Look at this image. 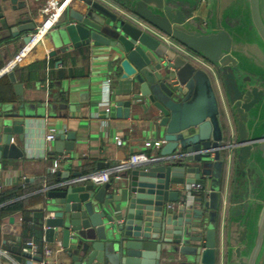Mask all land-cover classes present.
I'll return each instance as SVG.
<instances>
[{
    "label": "water",
    "instance_id": "95a60500",
    "mask_svg": "<svg viewBox=\"0 0 264 264\" xmlns=\"http://www.w3.org/2000/svg\"><path fill=\"white\" fill-rule=\"evenodd\" d=\"M214 1L229 15L212 29L193 15L200 0H71L66 8L52 34L59 51L107 48L127 90L116 114L140 113L160 140L157 159L114 182L41 189L44 241L58 240L71 264H264V0ZM31 12L10 29L23 43ZM4 75L22 99L13 71ZM32 114L0 102V185L8 158L22 156L17 142ZM73 138L56 134L55 153L69 152ZM55 174L56 182L81 175ZM192 183L202 188L192 199L172 188Z\"/></svg>",
    "mask_w": 264,
    "mask_h": 264
},
{
    "label": "crops",
    "instance_id": "0c3cea01",
    "mask_svg": "<svg viewBox=\"0 0 264 264\" xmlns=\"http://www.w3.org/2000/svg\"><path fill=\"white\" fill-rule=\"evenodd\" d=\"M46 1L26 0V8L13 9L9 0H0V21L6 22L3 29L6 48L2 65L12 58L23 43L18 31L12 35L10 29L19 23L25 9L32 11L36 25L43 18L39 9ZM208 1H211L209 5L206 0H200L193 15L201 24L206 23L212 29L216 22H225L229 14L226 8L214 0ZM63 16L64 13L34 50L12 70L15 82L22 85V99L14 94L8 77L0 76V102L15 107L22 103L33 111L25 141L17 142V150L22 152V156L8 158L6 170L2 172L0 189L22 185L32 190L40 186L26 194L29 195L26 209L31 213L42 211L43 197L40 191L59 183L56 182L57 171L60 174L79 172L83 175L97 170L96 163L99 161L105 163V168L134 153L157 157L160 146L155 125L140 113L131 109L127 116L116 114L115 98L124 97L127 90L125 80L121 77L122 70L118 69L107 48L59 51L52 40V34ZM106 108L109 110L106 111ZM49 128L55 129V135L73 133V148L67 153H55L54 140L45 139ZM232 135L235 140V132ZM115 137L121 140L119 145ZM57 157H62V160L55 166V173L51 174L48 168ZM184 186L173 184L172 188L181 189ZM10 216L14 217L12 224L8 223L9 216L0 221V251L4 253L0 254V264H42L44 224L41 247L36 253L27 256L28 253L22 249L35 243V240L23 237L20 213ZM4 226L8 227L7 232L2 230ZM47 245L51 247L48 264H71L58 240ZM11 248H17L20 252L13 253Z\"/></svg>",
    "mask_w": 264,
    "mask_h": 264
},
{
    "label": "built area",
    "instance_id": "2783aa9c",
    "mask_svg": "<svg viewBox=\"0 0 264 264\" xmlns=\"http://www.w3.org/2000/svg\"><path fill=\"white\" fill-rule=\"evenodd\" d=\"M71 0H47L44 5L39 9L40 13H42L43 18L39 21L34 29L29 33V40L25 43H22L21 46L18 48L16 53L10 58L2 67L0 68V75H3L9 71H12L16 66L21 64L23 60L34 50L40 40L50 31L58 22L59 18L65 12L66 8L68 7ZM168 40V39H167ZM168 42H171L170 39ZM172 43V42H171ZM203 63V62H202ZM207 66L206 63H204ZM109 108H106L108 111ZM55 138V129L49 128L48 132L45 134V139L47 141L54 140ZM115 142L119 145L121 140L119 137H115ZM232 157L231 153L229 154V159ZM157 157H148L143 153H134L131 154L127 159L119 161L117 163L108 165L105 168L100 170H93L81 176H78L74 179L69 181H62L56 183L52 186H48V188H55L63 185H67L73 182H85L91 181L94 184H104L112 179L118 180L121 174L129 170L130 168L134 167L137 164L144 163L147 161L155 160ZM62 160V157H57L52 160V165L48 168V172L53 174L56 171L55 166ZM46 188V187H45ZM187 194V197L192 199L196 193L201 191V185L198 183H192L185 185L184 188ZM183 198L180 197L179 200L174 202H168L167 207L169 209L175 208V206L182 204ZM221 246H220V253L221 256L223 255V230H221ZM25 253L32 255L38 251V246L36 243H31L29 247L22 249ZM0 254H4L0 251ZM51 254V247L47 245L44 241L42 245V264H48V257Z\"/></svg>",
    "mask_w": 264,
    "mask_h": 264
},
{
    "label": "trees",
    "instance_id": "16d2710c",
    "mask_svg": "<svg viewBox=\"0 0 264 264\" xmlns=\"http://www.w3.org/2000/svg\"><path fill=\"white\" fill-rule=\"evenodd\" d=\"M39 188L40 186H36L32 190ZM32 190L22 185L0 189V221L7 216L20 213L22 216L21 228L23 237H32L39 248L42 245V220L44 214L42 211L31 213L26 209L29 199V195L26 194ZM198 194L196 193L195 196ZM10 251L13 253L20 252L17 248H11Z\"/></svg>",
    "mask_w": 264,
    "mask_h": 264
}]
</instances>
